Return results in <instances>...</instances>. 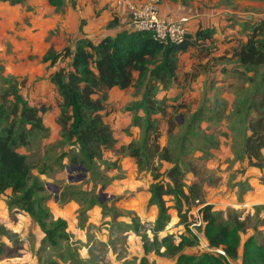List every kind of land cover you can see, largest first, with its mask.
<instances>
[{
    "label": "rangeland",
    "instance_id": "rangeland-1",
    "mask_svg": "<svg viewBox=\"0 0 264 264\" xmlns=\"http://www.w3.org/2000/svg\"><path fill=\"white\" fill-rule=\"evenodd\" d=\"M166 5L173 8V12H175L173 15L189 17L187 28L211 26L216 30L218 50L216 49L217 51L211 55L210 60H207V65L211 66V70L207 75L199 72L196 81L187 85L185 94H182L183 109L187 116L192 110H197L201 104H203L204 112L210 108H206L207 105H212L214 109L217 108L219 114H216L218 120H215V123L216 127L221 128V134L217 135V139L227 143L226 148L231 150L228 154L233 150V156L235 154L236 157H240L242 141L240 138L236 139L237 134H233L234 128L236 126L239 128V125L230 129L229 123L232 119L229 117L236 116L240 119L241 116H237V114L244 111L245 106L251 101V95L262 78L260 75L264 73V68L259 69L256 76L251 73L245 74L254 78V82L250 83L244 77L237 76V73L233 71L232 63L228 62L229 58L219 61L218 57L229 56L230 49L237 42L241 43L240 41L245 37L242 31L244 23L264 22V0H188L186 3L176 2L166 3ZM19 6H12L8 3L0 4V75L21 80L23 82L22 95L31 106L42 104L55 106L43 116V124L49 131L47 138L40 139L38 134L30 141V146L22 148L20 152L26 156L27 162L32 166V182L43 185L46 189L37 197L50 198L48 200L50 216L47 223H56L62 219L65 221V225L59 232L61 238H55V243L43 242L41 230L19 205L11 208L6 206L10 199L9 192L1 195L0 228H2V233H0V240L3 241L7 249H12L15 252L13 256H9L7 255L8 251H5V258L0 262H3L2 264H175L177 254L172 252L162 240L167 239L170 243L177 245L178 239L184 237L188 243L193 242L195 239L190 233L189 227L198 214L201 216L200 209L204 204L197 201L189 204L191 211L186 214V222L181 224L177 213L173 210L174 201L171 197L165 196L169 211L163 230L156 231L155 227H152L151 233H147L146 223L144 226H140L133 222V220H139L141 224H144V220H148L152 215V204L148 200L150 193L146 189L147 185L150 186L158 181L168 183L169 180L164 176L172 168V164L160 161L159 155L161 156V154L159 153L150 158L148 167L143 166V169L136 167L134 160L129 156L130 151L139 149L143 139V125L136 124L138 127L132 125V120L134 117H140L141 111L128 110L131 105L134 106V103L140 100V95L134 94L131 89L124 92L113 90L111 103L115 102L116 106L110 107V113L106 115V123L114 129V135L120 141V145L114 151H105L100 160H95L89 173L86 170L85 179L78 183H69L70 173L68 171L83 164L71 163L69 157L62 160L65 153L75 154L77 151L71 142H65L60 136L59 126L55 122V118L58 116L55 104L57 92L48 79L49 74L55 68L47 71V64L42 63V57L50 46L59 50L70 44L66 41L69 37L62 39L61 36L59 39L58 23L53 22L56 14L49 13L52 8L48 5V0H25L24 5ZM53 10L58 11L56 8ZM50 28H52L51 31H47ZM223 65L228 69L227 72L222 71ZM193 69L188 67V64L184 67L186 73L193 72ZM259 90L264 91V83ZM174 94L175 92L169 91L167 95L173 97ZM237 101L240 108L236 106ZM232 106H235L239 111L233 116L231 114L225 116L232 110ZM209 110L212 113L214 111ZM182 117L184 116L177 119V128L171 134L163 135L160 138V147L167 148V153L172 160L175 157L181 158L180 164L184 160L190 168L194 166L193 171L198 175H194V177L189 173L188 177L196 178L195 180L199 182V176H202L206 183H212L214 182L213 174L224 170L225 167L223 166L225 162L218 166L208 163L213 154L217 156L218 152L215 149H218L219 145L214 143L208 146L207 155L212 156L207 160H201L199 152H195V146L201 148L198 141L197 143L195 141H191V144L186 143L184 144L185 150L178 151L175 147L182 143L181 137L186 131L184 122L192 119V116L188 120H183ZM230 130H232V134L229 135V138L222 135ZM122 134L128 135L130 139L126 137L124 141L121 140ZM190 147L193 152L189 150ZM63 161L65 164L62 163ZM241 161L239 163L235 160L233 163V167L237 163L235 177L244 173L240 169H252L250 166L253 167V163H255L245 165L247 163ZM260 162H262L261 169H263L264 161ZM183 171L186 175L187 170L184 167ZM55 173H58L60 178L54 176ZM185 181L187 185L192 182L187 177ZM144 182L145 184H143ZM52 185L58 188L55 195L54 189L51 188ZM113 193H120L117 196L118 200L115 199L116 201L108 203L107 201ZM103 195L105 203L104 207L100 208L96 202ZM121 196L122 198H120ZM139 202L140 204H138ZM187 206L184 205L183 209ZM95 207H99L96 212ZM212 213L223 225L232 226L235 222L241 223L243 230L240 237L243 236L241 238L243 241H245L243 234L250 229L255 221V219L248 221L249 218L245 216L240 222L236 219L240 217L236 212H232L228 216V220H224L223 217L226 215L224 209L212 211ZM121 218L130 220L125 223H131L129 226L134 229L136 234L138 233L140 237L138 240L130 239L128 234L133 236V233L127 229H125L127 231H125L124 241L120 236H117L122 234L117 232V228H120V231L124 229L115 225L116 222L123 221ZM150 218L152 217L150 216ZM105 219H110L114 225L111 227L109 222L97 223L98 220ZM76 222L79 228L75 226ZM105 224H108L109 227ZM129 226L126 227L130 228ZM22 227L24 229L19 230ZM250 233L259 244L264 245V231L253 230ZM37 236H40L41 239L37 240ZM134 250H138V252L134 253ZM198 251L194 245L185 247L181 253L195 255L199 253Z\"/></svg>",
    "mask_w": 264,
    "mask_h": 264
},
{
    "label": "trees",
    "instance_id": "trees-1",
    "mask_svg": "<svg viewBox=\"0 0 264 264\" xmlns=\"http://www.w3.org/2000/svg\"><path fill=\"white\" fill-rule=\"evenodd\" d=\"M159 1L186 3L188 0ZM24 2L0 0V4L12 6H22ZM48 3L57 10L62 8L61 0H48ZM115 25L116 21L113 20L107 27L113 28ZM242 31L245 34L244 41L237 42L230 49L228 62L232 63L238 77L253 83L254 78L245 74L256 76L259 69L264 68V22H246ZM217 40L216 30L211 27H199L187 33L179 44L160 43L147 32L121 30L112 36L103 37L97 43L78 38L72 45L67 44L59 50L50 46L42 57V63L47 64V71L55 68L48 79L57 92L55 104L58 116L55 122L59 126L60 136L65 142H71L77 151L75 154L65 153L62 160L69 157L71 163L83 164L88 173L93 162L100 160L105 151H114L119 146L112 128L104 119L110 113L107 103L109 91L113 88L121 91L131 88L134 94L140 95V100L128 110L141 111V116L134 117L132 125H143V139L139 149L130 151L129 156L139 169L147 168L150 158L158 153L161 154V162L172 164L164 176L169 180L168 183L158 181L148 189L149 203L157 208L156 231L163 230L166 225L169 207L165 196L174 201L173 210L181 224L186 222V214L191 211L189 204L195 201L204 204L200 209L202 226L195 228L194 234L189 229L195 239L193 242L188 243L184 237L178 239L177 245L167 239L162 240L177 254L175 264H227L223 258L205 251L195 255L181 253L185 247L200 246L198 239L201 235L207 246L222 249L239 264H264V245L259 244L253 236L242 241L241 223L235 222L228 226L218 222L212 213L213 207L206 205L203 198L205 179L199 176V182L195 180L187 185L185 178H188V174H198L186 161L182 160L180 164L181 158L172 160L167 148L160 147L159 143L163 135L171 134L177 128L178 118L184 116V120L188 116L183 109L182 96L187 85L199 77V72L207 75L211 70L207 60L218 50ZM183 55H186L184 59L181 58ZM218 58L219 61L227 59L226 56ZM187 64L194 68L193 72L184 71ZM223 66L222 71L227 72L228 69ZM260 76L262 78L251 95V101L244 111L237 114L244 125L242 152L247 163L255 162L253 167L259 169L263 167L260 161H264V91L259 90L264 83V73ZM22 84L21 80L0 75V196L9 192L10 199L6 206L11 208L19 205L41 230V240L53 244L55 238H61L59 232L65 221L59 219L56 223H47L50 198L37 197L46 189L32 182V166L20 152L22 148L30 146V141L38 134L40 139L47 138L49 131L43 124V116L52 110L53 105L31 106L22 95ZM169 91L175 92L173 97L167 95ZM200 111L204 112V109ZM206 111V120L217 119L212 111ZM199 121L195 115L190 121L184 122L186 131L181 137L182 143L175 147L178 151L185 150L184 144H191L189 137L197 134L202 137ZM203 148L206 146L203 145ZM189 150L193 151L192 147ZM183 167L187 170L186 175ZM96 204L100 205L99 201ZM184 205L188 206L183 209ZM5 251H8L9 256L15 252L7 249L0 240V261L5 258Z\"/></svg>",
    "mask_w": 264,
    "mask_h": 264
},
{
    "label": "crops",
    "instance_id": "crops-1",
    "mask_svg": "<svg viewBox=\"0 0 264 264\" xmlns=\"http://www.w3.org/2000/svg\"><path fill=\"white\" fill-rule=\"evenodd\" d=\"M64 1L61 0L62 8L61 10H58L56 12L53 10L55 9V7L49 5L48 3V5L52 8V10H50L49 13L54 12L56 14L53 19V22L58 23L57 28L59 30V35H58L59 39L61 38V36H62V39L65 37H69L66 41H68L72 45L73 42L78 38L88 39L92 41L93 43H97L100 39H102L105 36H112L116 34V32L118 31L127 30L128 23L130 20L129 6L130 4H139L141 0H66V2ZM166 3H169V2H161L162 4L161 14L163 16L175 14V12H173V8L170 7L169 5H166ZM168 13H171V14H168ZM21 14L23 15L22 12ZM113 20L116 21V25L113 28H108L107 25ZM197 27L198 26L196 27L194 26L192 29L188 27L187 33L194 32V30ZM203 27H209V26H203ZM51 29L52 28L47 29V31L49 30L51 31ZM185 57L186 55H183L181 58L184 59ZM226 57L229 58L231 57V55L226 56ZM114 89L119 91V89L117 88H113L109 91L108 99H107L109 111H110V107L116 104L115 102L111 103L112 101L111 94ZM119 92H124V91L120 90ZM236 106H239V108L241 107L238 101H237ZM54 107L55 106H53L52 109H54ZM207 107H210V108H207ZM206 108L214 110L213 111L214 114H219L218 109L217 108L214 109L212 105H207ZM201 109H204L202 104L197 110L195 111L192 110L186 117V119L188 120L189 117L192 116V118H194V116L196 115V118L200 119L198 127L200 131L199 133H201L202 137H198L199 134H197V136L195 137H189L191 141H195V143H197L198 141L200 143L199 145L201 148L196 147L194 145L196 148L195 152H199V155H200L199 158L201 160H207L212 156V155H209V156L207 155L208 146L216 143V145L217 144L219 145V148L215 149L217 150L218 154L217 156L213 154L212 159L208 163L218 166L222 164L223 162H225L223 165L225 166L223 168L225 171L219 170V172L213 174L214 182L209 183V184L208 183L203 184V192L205 195L204 198L206 200V205L212 206L213 211L224 209L226 212V215H224L223 217L224 220H228L229 218L228 216L232 214V212H236L238 215H240V217L236 218L240 222L243 221V218L245 216L249 218L248 221L255 219L253 225L250 226V229L246 230V233L243 234L245 235L244 237L246 239L250 236H253L250 233L253 230L264 231V170H263L264 168L259 169V168H256V167L253 168L252 166H250L252 169H249V168L240 169V171L244 173L240 175L241 177L240 176L235 177L236 175L235 173L237 172V168H236L237 163L233 167V163L235 162V160L239 161V163H240V160H242L241 161L242 163L243 162L247 163L248 161L245 154L242 152L243 138L245 135L244 125L240 122L239 118H236V116H233V114H235L239 109H237L235 106H232V110L229 111L228 114L225 115L227 116L231 114L233 116V117H229V119L230 118L232 119L231 123H229L230 129L234 127L235 125H239V128H237V126L234 128L233 134H237L236 139L240 138V140L242 141L240 144V149H241L242 154L240 157H236L234 154L235 158L233 156V150H232V153L228 154V152L231 150L226 148L227 143H224L220 139H217V135L221 134L220 132L221 128L216 127L215 120L214 121H211L209 119L206 120L207 118H205L204 112L200 111ZM57 112L58 110L56 109V113ZM106 118L107 116L104 118L105 122H106ZM129 125H131V123H129ZM112 130L114 131L113 128ZM230 134H232V130L226 131V133H222V135L225 136L226 138H229ZM125 135L126 134L121 135V140L124 141L125 138L128 137V135L127 136ZM114 136L116 138V135ZM226 138H223V139H226ZM116 139L118 140V138ZM119 145H120V141H119ZM203 145L206 146L205 149L203 148ZM224 148H225V152H224ZM62 163L65 164L64 161ZM245 165H248V163ZM191 167L194 168V166H191ZM54 176L59 177L60 175H58V173H55ZM139 176L141 177L142 175L140 174ZM188 178L192 182L196 179L193 177H188ZM143 184H145V182ZM146 189H149V185H147ZM119 195L120 193L111 194L109 201L107 202L111 203L115 199L118 200L117 196ZM120 198H122V196ZM149 199L150 198H148V200ZM104 203H100L99 207L101 208V206H103ZM138 204H140V202ZM99 207L94 208L95 212L99 210ZM151 211H153L152 215H150L152 218H150L149 216L148 220L147 219L144 220L143 222L144 224H141L139 220H135V221L133 220L134 223L140 224V226H144L146 223L148 226L146 230L147 233H151V229L152 227L155 226V220L157 217V211L154 205L151 206ZM241 214H244V215L241 216ZM121 219L123 221L116 222L115 225L116 227H123L124 229L120 231V228H117V232L122 233V234H118L117 236H120V238L123 239L124 241V239L126 238L125 231L128 230L131 233H133V236L127 233L128 237H130V239H133L134 241L135 239L138 240L140 237L138 233L136 234L134 229H131V226H129L131 223L130 224L125 223V221H130V220H126V218H121ZM102 222H106V223L109 222L111 227L114 225L113 223H111L110 219L97 221V223H100V224ZM105 225L109 227L108 224H105ZM75 226L79 228L77 222ZM126 226H129L130 228ZM23 229L24 228L22 227L19 230L22 231ZM241 238H243V236H241ZM40 239L41 237L37 236V240H40ZM199 248H201V246H196V249L200 250L198 252L203 253V250ZM137 252L138 250H134V253H137ZM2 263L3 262H0V264Z\"/></svg>",
    "mask_w": 264,
    "mask_h": 264
},
{
    "label": "built area",
    "instance_id": "built-area-1",
    "mask_svg": "<svg viewBox=\"0 0 264 264\" xmlns=\"http://www.w3.org/2000/svg\"><path fill=\"white\" fill-rule=\"evenodd\" d=\"M130 20L128 31L151 33L153 38L160 43L179 44L187 34L189 17L186 15L161 14V2L159 0H141L139 4H130ZM200 215L190 224L189 229L194 234L195 228L202 226ZM203 251L223 258L227 264H239L229 258L222 249L207 246L201 237L198 239Z\"/></svg>",
    "mask_w": 264,
    "mask_h": 264
},
{
    "label": "water",
    "instance_id": "water-1",
    "mask_svg": "<svg viewBox=\"0 0 264 264\" xmlns=\"http://www.w3.org/2000/svg\"><path fill=\"white\" fill-rule=\"evenodd\" d=\"M69 177H68V182H75L78 183L80 181H82L83 179H85L86 177V169L83 165H79L76 168H73L71 171H68ZM52 189H54V195L58 192V188L55 186H51ZM105 201V197L103 195V197L101 199H99V203H104Z\"/></svg>",
    "mask_w": 264,
    "mask_h": 264
}]
</instances>
